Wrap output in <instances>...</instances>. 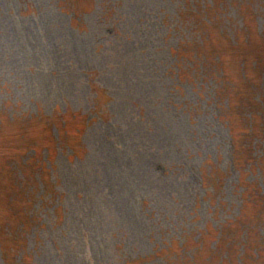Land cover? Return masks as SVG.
<instances>
[{"label":"rangeland","instance_id":"374dc122","mask_svg":"<svg viewBox=\"0 0 264 264\" xmlns=\"http://www.w3.org/2000/svg\"><path fill=\"white\" fill-rule=\"evenodd\" d=\"M0 264H264V0H0Z\"/></svg>","mask_w":264,"mask_h":264},{"label":"trees","instance_id":"16d2710c","mask_svg":"<svg viewBox=\"0 0 264 264\" xmlns=\"http://www.w3.org/2000/svg\"><path fill=\"white\" fill-rule=\"evenodd\" d=\"M204 24H208V23L205 22ZM186 50H187V49H186ZM183 57H185V54H184ZM202 57H203V56H202ZM202 60H206V59H205V58H200V57H199V59L197 60L196 64H197L199 61H202ZM223 76H224V73H223ZM27 164H28L27 161H22L20 165H22V167H24V166H26ZM2 250H3V249H2Z\"/></svg>","mask_w":264,"mask_h":264}]
</instances>
